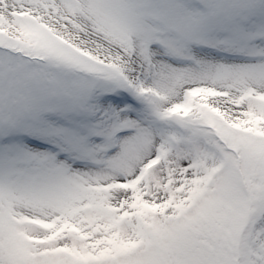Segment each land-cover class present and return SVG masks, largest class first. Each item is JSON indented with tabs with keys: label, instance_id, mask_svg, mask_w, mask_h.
Returning a JSON list of instances; mask_svg holds the SVG:
<instances>
[{
	"label": "snow or ice",
	"instance_id": "obj_1",
	"mask_svg": "<svg viewBox=\"0 0 264 264\" xmlns=\"http://www.w3.org/2000/svg\"><path fill=\"white\" fill-rule=\"evenodd\" d=\"M0 264H264V0H0Z\"/></svg>",
	"mask_w": 264,
	"mask_h": 264
}]
</instances>
